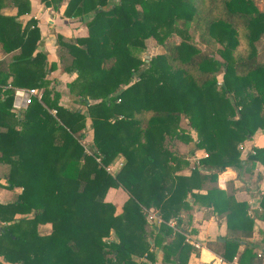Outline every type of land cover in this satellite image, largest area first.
<instances>
[{"label":"trees","instance_id":"16d2710c","mask_svg":"<svg viewBox=\"0 0 264 264\" xmlns=\"http://www.w3.org/2000/svg\"><path fill=\"white\" fill-rule=\"evenodd\" d=\"M40 1L54 10L62 2ZM8 6L15 15L2 14ZM30 9L29 0H0V45L12 53L0 59V163L6 187L21 188L0 203V264H155L158 250L164 263L187 264L198 253L185 239L197 235V204L225 219V260L245 241L238 263L264 264V234L249 240L255 219L264 221V195L249 215L232 184L216 186L226 168L242 181L264 168V10L256 1L68 0L63 16L86 33H58L57 57L75 73L67 89L85 112L62 105L46 78L56 63L37 50L38 20H18ZM148 39L162 51L145 59ZM15 88H36L40 98L17 114ZM88 122L90 153L81 142ZM259 132L255 153L241 157L240 144ZM198 151L206 155L191 166ZM119 157L112 174L106 167ZM110 188L127 193L120 212L106 200ZM153 210L159 224L147 219Z\"/></svg>","mask_w":264,"mask_h":264},{"label":"crops","instance_id":"0c3cea01","mask_svg":"<svg viewBox=\"0 0 264 264\" xmlns=\"http://www.w3.org/2000/svg\"><path fill=\"white\" fill-rule=\"evenodd\" d=\"M255 1L258 8L260 10H264V0ZM29 2L31 5L30 14L20 16L18 17V20L22 21L23 23H25L31 17L38 20L41 38L38 43L37 50L47 53L49 56V61H53L56 63L55 70L47 74L46 78L50 80V85L55 87V89L61 94L62 99L63 96L71 97L67 89V83L75 77V73L70 75L62 69L57 57L56 35L58 33L67 37L83 35L86 33L85 26L84 24H79L77 19H70L63 16V11L68 0H62L58 10H54L52 9V7H46L40 0H29ZM2 14L9 16L15 15L16 8L14 6L5 7L2 9ZM11 55L12 53H5L0 45V59L9 62L11 61ZM9 81L10 79L8 80V82ZM25 89L27 88H15V94L17 91ZM39 92H41V90H39ZM64 106L67 107V105ZM25 108L26 107L17 108L15 106L14 96L13 111L19 114V112L24 110ZM87 130L89 134L92 131L90 128ZM190 133V137L194 139L195 133L192 131ZM262 139L263 132H259L254 136L253 140L245 143H247L248 147L252 148L253 145H260L262 143ZM250 142L253 144L252 146L250 145ZM180 145V151L186 152L185 144L183 142H180ZM201 155L205 156L206 154L198 151L191 155V157L194 161L197 162L199 158L203 157ZM245 156L241 155V157L243 158H245ZM122 162L123 158L119 157L112 163L111 169L117 171ZM193 165H195V163ZM4 166L5 165L0 163V203L2 204L14 201L17 195L21 192V188L19 187H14L12 189L6 187L7 182L4 176L6 169ZM187 172V170L184 171V173ZM255 173L256 175L250 178V180L242 181L240 178H238L237 172L234 169L226 168L224 171L218 174L216 182V186L223 190H228L230 184H232L233 188L236 189L234 193L235 199L237 201H244L248 204L249 215H252L251 213L253 211H259L261 209L260 200L261 196L264 195L263 166L258 165ZM257 173L260 175V177L258 178ZM120 189L121 188H110L106 195V200L113 202L109 198L110 192L114 190L113 194L115 196L121 195V193L118 191ZM126 198L127 195L125 192V196L123 195V200H125ZM113 203L115 204V202ZM191 217L192 224L198 230V232L197 235L187 233L190 240L188 241V243H190L198 251V253H192L187 264H239L238 257L244 248L245 241H242L240 243L238 254L231 261L225 260L220 255V252L223 251V247L220 245L222 244V242H224L223 237L230 234V232L227 230L226 222L223 217H220L217 214L211 212L209 208L198 204L192 205ZM170 225L173 226L174 221L170 222ZM260 231L264 234V221L255 219L254 233L252 238H249L250 243H258L260 241L262 236L260 234ZM217 240L218 242L215 243L214 241ZM208 241L211 243V247H208ZM193 243L197 244L198 246H194ZM213 248L217 249V252ZM155 264H168L162 261V253L160 250L157 251V260Z\"/></svg>","mask_w":264,"mask_h":264},{"label":"rangeland","instance_id":"374dc122","mask_svg":"<svg viewBox=\"0 0 264 264\" xmlns=\"http://www.w3.org/2000/svg\"><path fill=\"white\" fill-rule=\"evenodd\" d=\"M263 42V41H262ZM262 42H260L259 43V45L261 46V44H262ZM146 47H145V49H144V51L141 53V56L143 57V58H145V59H148V58H150V56H152V55H155V54H157V53H160L161 51H162V48L160 47V46H158V45H156L155 43H154V40L153 39H148V40H146ZM218 80H219V82H221V75H218ZM61 95V94H60ZM60 103L61 104H63V105H67V107H69V108H73V109H75V108H79V109H81L83 112H85V108L83 107V106H81V105H79V104H77V103H75L74 101H73V99H72V97H69V96H63V99L60 97ZM91 129V127H90V124H89V122L87 123V127H86V130L87 129H89V128ZM192 132H194V131H192ZM195 133V132H194ZM91 134V133H90ZM89 133H88V130H87V133H86V135L81 139V142H82V144L84 145V148H85V151L86 152H88V153H90V149H89V147L90 146H92V141H91V135H90ZM191 134V133H190ZM180 142H182V141H180ZM184 143V142H183ZM185 145H186V143H184ZM188 144V143H187ZM246 144V145H245ZM242 143V144H240V146H242L240 149H241V155L242 156H245L246 154H247V152H252L253 151V149L252 148H250V147H248L247 146V143ZM250 145L252 146L253 144L250 142ZM201 156H203L204 157V155H201ZM189 163H191V166L195 163V164H197V162L196 161H194L193 159H192V157H190L189 156ZM124 161V160H123ZM122 164H123V162L121 163V165L119 166V169H120V167L122 166ZM106 168H108V169H110L109 170V172L110 173H112V174H114L115 172H117V171H115V170H112L111 168H112V164H109ZM120 193H121V195H117V196H115L113 193H114V190H112L111 192H110V195H109V198L113 201V202H115V205H116V212H120L121 211V206H122V204H123V202H124V200H123V195L125 196V192L123 191V190H118ZM113 195V196H112ZM126 195H127V193H126ZM107 197V196H106ZM114 197V198H113ZM154 211V210H153ZM38 230L42 233V234H47L49 231H50V225H48V224H44V225H40L39 227H38Z\"/></svg>","mask_w":264,"mask_h":264},{"label":"built area","instance_id":"2783aa9c","mask_svg":"<svg viewBox=\"0 0 264 264\" xmlns=\"http://www.w3.org/2000/svg\"><path fill=\"white\" fill-rule=\"evenodd\" d=\"M37 97L38 99L40 98V92L38 89L36 88H29V89H25V90H19L16 92L15 94V106L17 108H21V107H26L31 100ZM242 146H240L241 148ZM255 152L252 151V154H254ZM107 170L109 171L110 169L107 168ZM148 221L150 222H155L157 224L160 223L161 219L159 218L158 215H156V213L154 211H150L148 216H147ZM185 239L186 241H190L189 240V235L185 234ZM190 244V243H189ZM194 246H198L197 244H194Z\"/></svg>","mask_w":264,"mask_h":264},{"label":"water","instance_id":"95a60500","mask_svg":"<svg viewBox=\"0 0 264 264\" xmlns=\"http://www.w3.org/2000/svg\"><path fill=\"white\" fill-rule=\"evenodd\" d=\"M221 240H223V239H221Z\"/></svg>","mask_w":264,"mask_h":264}]
</instances>
